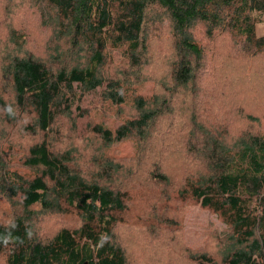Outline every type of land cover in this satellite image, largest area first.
Here are the masks:
<instances>
[{
    "label": "trees",
    "instance_id": "1",
    "mask_svg": "<svg viewBox=\"0 0 264 264\" xmlns=\"http://www.w3.org/2000/svg\"><path fill=\"white\" fill-rule=\"evenodd\" d=\"M1 22L0 127L26 114V127L46 136L60 119L83 120L105 152L131 141L147 163L160 161L147 166L149 185H170L165 158L190 160L199 171L168 195L196 202L228 233L224 242L218 237V259H191L264 264V134L244 131L225 142L224 127L206 129L192 112L219 106L199 94L210 88L206 58L234 69L237 59L249 67L264 58V0H0ZM72 158L71 148L58 151L42 140L28 149L27 172L0 162V199L16 200L22 211L0 222L2 264H126L112 231L128 216L130 196L104 186L115 166L98 156L95 171L83 176ZM60 210L74 213L78 227L39 239L33 221Z\"/></svg>",
    "mask_w": 264,
    "mask_h": 264
},
{
    "label": "rangeland",
    "instance_id": "2",
    "mask_svg": "<svg viewBox=\"0 0 264 264\" xmlns=\"http://www.w3.org/2000/svg\"><path fill=\"white\" fill-rule=\"evenodd\" d=\"M15 17L18 15L13 11L11 20ZM3 27L5 24L1 22L0 30ZM257 30L258 34H262L263 26L257 25ZM3 36L4 33L0 31V42ZM206 59L204 80L210 88L202 89L199 94H209L213 104L219 106L211 110L203 104L202 111L192 109L193 114L197 115L206 129L211 124L224 127L227 134L225 142L240 137L244 131L264 134V58L251 60L247 76L244 69L249 67L243 59L234 61L239 69L229 67L220 60ZM151 88L150 84H146L142 89L148 92ZM175 103H178L177 99ZM83 122L80 120L76 125H71L67 120L60 119L56 123L57 127L54 126L46 136H41L38 130L34 132L32 127H26L31 125L32 119L26 114L20 115L14 124L0 127V162L6 170L18 168L19 174L27 172L23 166L28 149L42 140L58 151L71 148L73 169L83 176L95 171V158L101 156V159L117 169L110 180H105L104 186L130 196L127 198L128 216L121 224L117 222L112 231V237L125 253L126 264H145L147 261L157 264H176L178 261L182 264H196L191 258L201 254L218 259L223 246L218 237H222L224 242V237L228 236L227 228L217 217L199 208L196 202L186 199L179 203L178 199L168 195L179 191L182 185L180 181L188 175L193 176L199 171L198 166L182 156L171 162L179 165L168 164L170 161L165 158L161 168L171 181L170 185H149L145 183L149 173L147 166L150 163L151 166L160 165V161L156 163L150 158L151 162L147 163L143 155H136L131 141L108 148L105 152L106 149L100 148L96 138L84 131L87 128L83 127ZM6 145L9 149H6ZM13 149L14 152L11 151ZM182 151L181 146L178 152ZM4 152L12 153L8 157ZM12 158L18 159L9 163ZM31 172L35 173L34 170ZM138 195L143 197L139 198ZM32 211L37 212L36 208ZM59 213L41 215L33 221V231L39 239L50 238L60 228L78 227L79 220L74 213L67 211L62 214L61 210ZM15 214H22L16 200L7 203L0 199V222L7 224L9 217ZM139 218H142L140 226H131L133 220ZM178 251H183L184 259L177 256Z\"/></svg>",
    "mask_w": 264,
    "mask_h": 264
},
{
    "label": "water",
    "instance_id": "3",
    "mask_svg": "<svg viewBox=\"0 0 264 264\" xmlns=\"http://www.w3.org/2000/svg\"><path fill=\"white\" fill-rule=\"evenodd\" d=\"M83 264H85V263H83Z\"/></svg>",
    "mask_w": 264,
    "mask_h": 264
}]
</instances>
